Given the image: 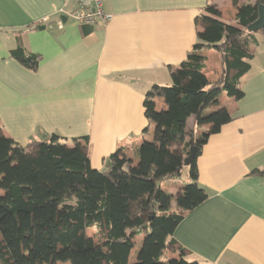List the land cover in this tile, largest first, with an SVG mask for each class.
Instances as JSON below:
<instances>
[{
    "label": "crops",
    "instance_id": "0c3cea01",
    "mask_svg": "<svg viewBox=\"0 0 264 264\" xmlns=\"http://www.w3.org/2000/svg\"><path fill=\"white\" fill-rule=\"evenodd\" d=\"M257 1L105 0L113 19L90 27L69 15L76 0H0V129L22 146L57 134L67 146L81 148L96 169H107L121 147L138 164L136 147L155 137V124L145 115L146 94L154 84L171 83L169 67L193 48L199 16L217 8L222 20L234 24L239 5ZM45 17L46 27L35 28ZM253 34L240 40L254 54L241 79L243 97L222 92L219 104L206 110H224L231 119L219 127L200 126L198 133L211 131L197 159V183L207 198L168 237L166 259L178 258L180 246L199 264H264V33ZM19 38L41 56L37 71L11 55ZM203 54L205 73L216 81L220 53L210 48ZM156 102L157 109L167 108L165 99ZM193 124L191 116L187 129ZM168 145L183 153L178 140ZM182 176L160 182L172 195L169 209L177 208L186 184ZM144 235H137L140 246Z\"/></svg>",
    "mask_w": 264,
    "mask_h": 264
},
{
    "label": "trees",
    "instance_id": "16d2710c",
    "mask_svg": "<svg viewBox=\"0 0 264 264\" xmlns=\"http://www.w3.org/2000/svg\"><path fill=\"white\" fill-rule=\"evenodd\" d=\"M261 3L239 5L234 24L222 20L217 8L199 16L202 27L193 48L178 66L169 67L171 83L154 84L146 94L145 115L155 124V137L136 147L138 164L121 147L110 155L107 169H96L81 148L67 146L57 134L22 146L0 129V264H199L180 246L178 258L162 255L168 237L207 198L197 183V159L211 131H198L207 122L219 127L230 121L224 110L206 114L208 107L219 104L222 92L237 99L244 95L241 79L254 54L240 40L254 35L247 27L258 18ZM210 48L221 56L222 75L216 81L205 73L203 52ZM11 55L38 70L41 56L26 49L20 38ZM157 98L165 99L166 109H157ZM191 116L194 124L187 129ZM144 134H149L148 127ZM172 140L183 143V153L175 152L178 158L168 148ZM82 144H88L87 137ZM192 146L197 150L188 167L191 182L182 187L177 208L169 209L172 195L160 182L183 174V155ZM144 230L131 262L135 237Z\"/></svg>",
    "mask_w": 264,
    "mask_h": 264
},
{
    "label": "built area",
    "instance_id": "2783aa9c",
    "mask_svg": "<svg viewBox=\"0 0 264 264\" xmlns=\"http://www.w3.org/2000/svg\"><path fill=\"white\" fill-rule=\"evenodd\" d=\"M105 0H76V7L69 15L81 26H96L108 24L113 14L104 9ZM49 21L48 17L40 19L36 25Z\"/></svg>",
    "mask_w": 264,
    "mask_h": 264
},
{
    "label": "water",
    "instance_id": "95a60500",
    "mask_svg": "<svg viewBox=\"0 0 264 264\" xmlns=\"http://www.w3.org/2000/svg\"><path fill=\"white\" fill-rule=\"evenodd\" d=\"M45 27V25L39 26L40 29H44ZM247 30L250 33H256L264 30V4L261 3L258 5V18L247 27ZM196 150V146L191 147L190 154L184 159L185 166L189 167L192 164L196 156ZM149 219L151 220V218Z\"/></svg>",
    "mask_w": 264,
    "mask_h": 264
},
{
    "label": "rangeland",
    "instance_id": "374dc122",
    "mask_svg": "<svg viewBox=\"0 0 264 264\" xmlns=\"http://www.w3.org/2000/svg\"><path fill=\"white\" fill-rule=\"evenodd\" d=\"M179 143H182L181 141H179ZM173 152V151H172ZM174 153V158H178V155L175 153V152H173ZM183 158H186L185 156L183 157ZM182 180H184L185 182L184 183H189V181L191 180L190 179V176H189V168H188V166H185V168H184V170H183V176H182ZM0 192L2 193V191L0 190ZM173 196H175L176 198L178 197V194L177 193H174L173 194ZM95 232V230H90V234H93ZM139 239H141V237L140 236H136V238H135V240H136V249H137V251H139L140 250V248H141V246H140V242H139ZM139 247V248H138ZM135 249V248H134ZM135 249V250H136ZM134 250V251H135ZM133 251V252H134ZM162 259H166V257H165V255L163 254L162 255ZM130 260H131V262H134V253H133V255H132V258H130ZM57 264H71L70 262H64V261H61V262H59V263H57Z\"/></svg>",
    "mask_w": 264,
    "mask_h": 264
}]
</instances>
